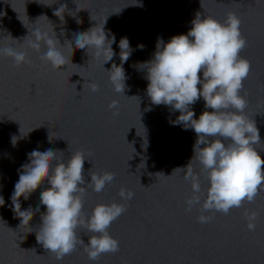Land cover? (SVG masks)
I'll return each instance as SVG.
<instances>
[{
    "label": "water",
    "instance_id": "obj_1",
    "mask_svg": "<svg viewBox=\"0 0 264 264\" xmlns=\"http://www.w3.org/2000/svg\"><path fill=\"white\" fill-rule=\"evenodd\" d=\"M134 2L0 0V48L12 46L28 53V62L19 66L0 55V196L5 201L0 207V264H264V185L252 202L244 201L228 214L205 213L213 219L200 223L198 207L186 210L191 194L186 171L175 170L186 167L193 157L196 134L170 123L178 111L151 104L145 73L137 69L139 62L152 58L158 37L167 42L186 34L197 14L223 23L228 13H235L246 40L240 56L250 63L240 92L247 101L242 114L259 131L260 142L254 147L264 159V0H138L142 6ZM61 6H66L64 21L54 15ZM105 20V31L114 34L117 43L112 45L116 55L102 66L103 58L95 57L92 49L77 48L72 35L99 28ZM37 28L49 34L53 29L62 45L65 40L71 44V52L67 42L61 48L66 59L59 69L28 47ZM121 37H127L134 49L122 65L127 77L123 95L113 90L105 71L113 63L121 64ZM139 44L144 48H138ZM92 82L98 85L96 92L89 89ZM113 100L118 105L110 109ZM191 107L194 118L211 111L205 109L202 98ZM44 146L64 162L81 151L86 182L91 173L114 174L101 192L86 188L81 218L98 204H123L125 211L108 229L118 241L116 252L101 254L95 262L88 259L84 244L78 243L62 261L47 252L36 240L41 214L46 211L43 205L35 211L40 191L48 186L43 180L27 200L20 198L21 210L34 209L27 224L20 225L10 199L17 170L28 162L27 153ZM191 166L205 188L201 165L193 158ZM122 188L133 192L130 200L121 199ZM251 214L256 216L253 231L246 227ZM76 233L85 244L94 235L83 224Z\"/></svg>",
    "mask_w": 264,
    "mask_h": 264
},
{
    "label": "clouds",
    "instance_id": "obj_2",
    "mask_svg": "<svg viewBox=\"0 0 264 264\" xmlns=\"http://www.w3.org/2000/svg\"><path fill=\"white\" fill-rule=\"evenodd\" d=\"M132 4L142 6L138 0ZM64 9L66 6H61L54 12L55 16H62L63 21ZM76 22L79 23V20ZM105 23L106 20L99 28L93 26L86 31L77 30L72 35V44L77 48L86 51L92 49L95 57L103 58L102 66L116 55L112 45L117 43L115 35L105 31ZM240 24L235 13H228L223 23L197 14L186 34L172 36L167 42L158 37L152 58L137 64V69L145 73V92L151 104L165 105L171 111H178L179 115L170 123L182 126L184 130L191 129L196 134L193 157L186 167L175 170L186 171L184 179L190 182L191 187V194L185 201L186 210L198 207L201 214L197 220L200 223L213 219L212 215L205 213L228 214L231 209L241 207L244 201L252 202L258 189L264 185V159L254 147L260 142L259 131L255 123L249 122L242 114L247 101L240 92L249 74L250 63L240 56L246 46ZM65 42L71 52V44L67 40ZM63 45L53 29L51 34L34 29L32 38L28 40V47L41 53V60L57 69L65 63L66 58L61 51ZM137 47L143 49L144 45ZM118 48L121 64L113 63L105 71L109 73L113 90L123 95L127 77L122 65L128 61L134 49L127 37H121ZM0 55L12 58L17 66L28 62L27 51L12 46L0 48ZM89 89L96 92L98 85L92 82ZM201 98L205 109L211 111L205 110L194 118L195 112L191 106ZM117 105L118 101L113 100L108 107L114 109ZM11 142L15 146L17 137L13 136ZM193 158L206 173L205 188L201 187L200 174L191 166ZM27 159L28 162L17 170L18 180L10 197L12 211L19 217L20 225L27 224L34 211L31 206L21 210L20 198L27 200L43 180L48 186L40 191L39 205L35 211H39L40 205L45 206L46 211L41 214L36 240L47 252L62 261L76 249L78 243L84 244L88 259L94 262L101 254L116 252L118 241L109 234L108 229L125 211L123 204H98L89 216L81 218L82 195L86 188L99 193L113 181L114 174L109 171L91 173L86 182V159L81 151L72 153L64 162L57 160L56 152L51 147L44 146L27 153ZM133 195L132 191L123 188L119 192L123 200H130ZM4 204V198L0 196V207ZM255 219V214L246 217L249 231L255 230ZM82 224L94 234L87 244L77 237L76 229Z\"/></svg>",
    "mask_w": 264,
    "mask_h": 264
}]
</instances>
